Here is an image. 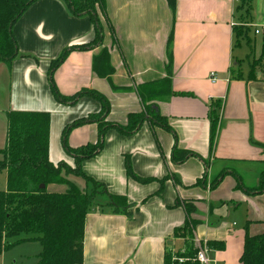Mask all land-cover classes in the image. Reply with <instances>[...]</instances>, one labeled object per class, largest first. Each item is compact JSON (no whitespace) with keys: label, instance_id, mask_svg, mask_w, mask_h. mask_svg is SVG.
Wrapping results in <instances>:
<instances>
[{"label":"crops","instance_id":"1","mask_svg":"<svg viewBox=\"0 0 264 264\" xmlns=\"http://www.w3.org/2000/svg\"><path fill=\"white\" fill-rule=\"evenodd\" d=\"M105 5L108 19L99 14L103 43L69 54L53 74L58 91L64 97L83 90L101 93L110 104L106 121L122 127L130 114L144 111V104L154 106L172 132L150 121L132 135L108 129L102 151L83 162V173L109 195L125 198L128 208L115 212L107 195L95 198L86 216L82 264H165L166 255L182 254L187 244L198 249L208 242L225 246L209 249V264H241L247 232L264 234V193L237 187V177L253 167L260 176L251 187L241 180L242 186L256 190L263 183L264 59L255 78L250 72L262 55L264 0H176L174 11L168 0H105ZM13 35L18 56L0 59V151L7 146L10 112L47 113L50 162L75 166L64 149L63 132L99 114L102 105L87 97L72 107L61 104L50 72L65 50L93 45L94 23L73 16L62 0H38L16 22ZM242 43L247 53L239 57ZM103 49L110 53L112 80L121 91L94 72ZM101 131L97 123L75 128L70 148L96 144ZM175 149L177 159L184 152L194 156L176 163ZM128 162L137 179L129 175ZM224 171L230 173L211 189ZM211 172L216 179L209 180ZM0 175H5L0 191H6L8 172ZM74 181L85 190L91 187L80 178ZM186 206L195 212L188 215ZM237 212L242 229L230 222ZM188 220L192 224L185 228ZM31 243L41 247L38 264V241L15 247Z\"/></svg>","mask_w":264,"mask_h":264},{"label":"trees","instance_id":"2","mask_svg":"<svg viewBox=\"0 0 264 264\" xmlns=\"http://www.w3.org/2000/svg\"><path fill=\"white\" fill-rule=\"evenodd\" d=\"M38 0H0V59L12 61L18 56L17 43L13 35V27L29 7ZM69 12L75 17H90L94 23L96 39L93 45L73 47L65 50L61 56L52 62L50 79L52 91L56 99L64 105H75L83 97H92L102 103L99 114L89 115L75 121L63 132L64 149L75 160V168L65 162L54 165L49 160L50 115L36 112H10L8 115L7 146L0 151L3 156L0 160V172H8V187L0 191V257L11 251L21 243L38 241L42 246L38 264H82L84 255L85 222L88 211L92 208L94 199L99 194L107 195L110 205L115 212H125L128 204L125 198L109 195L106 188L87 177L82 171L85 160L96 157L104 147V132L108 129H117L124 135L136 133L146 121L154 122L172 132L165 118L154 106L144 104V111L128 116L125 127L110 124L106 121L110 114V104L105 96L94 90H83L72 97L62 96L53 82L54 72L65 62L73 51H86L103 43L104 29L99 14L107 18L105 0H62ZM172 10L176 8V0H168ZM171 44V42H170ZM264 59V43L262 55L251 68L250 77H256V68ZM94 72L98 77L107 79L115 91H121L113 84L114 68L110 63V53L103 49L95 58ZM170 92V89L169 91ZM143 98L144 95L140 93ZM97 123L102 128L100 138L96 144L72 149L67 138L72 130L87 124ZM217 120L213 123L212 138L215 136ZM214 140V138H213ZM174 162H183L194 154L184 152L181 159ZM129 175L137 179L132 173L130 163H127ZM230 172L224 171L211 184L215 189L224 177ZM68 176L80 178L90 185L92 194L88 190L82 191L68 180ZM238 178V187L245 189L249 194L264 193V176L262 186L250 192L242 186ZM139 180V179H138ZM141 181V180H139ZM145 182V181H144ZM67 186L63 193H49V185ZM45 185L44 189L41 186ZM188 215L195 212V208L186 206ZM190 220L186 227H189ZM185 231L186 229H182ZM185 235V234H184ZM11 239H18L10 242ZM210 250H224L225 246L216 242H208ZM198 249L189 243L182 254L184 264H198L191 262L197 256ZM171 254L166 255L165 264H178L173 261ZM241 264H264V234L250 236L247 232L244 243Z\"/></svg>","mask_w":264,"mask_h":264},{"label":"rangeland","instance_id":"3","mask_svg":"<svg viewBox=\"0 0 264 264\" xmlns=\"http://www.w3.org/2000/svg\"><path fill=\"white\" fill-rule=\"evenodd\" d=\"M246 48H247V45L245 43H242L241 47H238V50L236 51V54L239 57H242V55L245 52L247 53V49ZM53 82H54V85L56 86V83L54 81V77H53ZM130 82H131V84H133L131 80H130ZM113 84L116 86V84L114 82H113ZM56 88H57V86H56ZM57 90H58V88H57ZM87 98L94 99L95 101H97L99 104L102 105V103L99 100L95 99V98H92V97H87ZM72 106L73 105H70V107H72ZM74 108H75V111H78L80 109V107L78 105L76 107H74ZM120 113H121V110H120ZM69 137H70V134H69V136L67 138L68 145H70L69 144ZM74 163H75V160H74ZM208 166H209V164H208ZM75 167L76 166H72V168H75ZM242 175L240 177H241V180L244 183V185L246 187H251V185H253L255 183L256 179L260 176V173L258 172V168L256 169L255 167H253L250 170H247V173L242 174ZM215 177H216L215 174L213 172H211L210 176H209V180H211V179L214 180V179H216ZM67 178L72 184L77 186L80 190L85 191V189L83 187H81L78 183H76V181H74L75 180L74 176H68ZM4 180H5V175H0V190L3 189V186H1V185L4 183ZM237 187H238V185H237ZM252 187H255V186H252ZM90 188H89L88 191H89L90 194H92V192H91L92 188L91 189ZM67 189H69V187H67V186H60V185L58 186V185H52V184L48 186V192L49 193H55V190H58V191H61V192H65V191H67ZM238 189H241V188L238 187ZM253 189H255V188H250L248 190L250 192H253V191H255ZM240 221H241V218H240V214L238 212L235 213L230 218V222L231 223L232 222L238 223V225H239L238 229H242L243 222L241 221V224H239ZM192 240H193V238H192ZM13 241H14V239L10 240V242H13ZM189 241H191V240L189 239ZM180 246L183 248L184 244L181 243ZM40 250H41V247H40L39 244H32V243L31 244H25V245H22V246H19V247H15L11 251H9V253H7V255H6L7 257H5L3 259L2 263L3 264H14L13 261L16 260V261H18L17 264H34L35 261H36V256H37V254L39 253ZM176 256L177 255H174L173 258H176ZM173 261H174V259H173Z\"/></svg>","mask_w":264,"mask_h":264},{"label":"built area","instance_id":"4","mask_svg":"<svg viewBox=\"0 0 264 264\" xmlns=\"http://www.w3.org/2000/svg\"><path fill=\"white\" fill-rule=\"evenodd\" d=\"M233 26L239 27L240 25L233 24ZM258 33H259V31H256V34H258ZM211 80H212V82H216L215 74L211 75ZM208 251H209V249H208L207 245L199 246L197 256L194 259H192L191 262L198 263V264H209L210 261L208 259ZM174 261L177 262L178 264H184L185 261H187V260H185L183 258H177L176 257V258H174Z\"/></svg>","mask_w":264,"mask_h":264},{"label":"water","instance_id":"5","mask_svg":"<svg viewBox=\"0 0 264 264\" xmlns=\"http://www.w3.org/2000/svg\"><path fill=\"white\" fill-rule=\"evenodd\" d=\"M44 188H45V185H42V186H41V189H44Z\"/></svg>","mask_w":264,"mask_h":264}]
</instances>
